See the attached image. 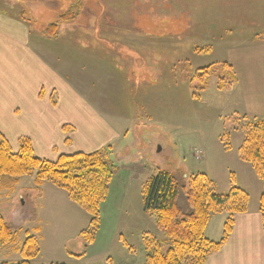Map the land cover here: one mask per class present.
Instances as JSON below:
<instances>
[{
	"label": "rangeland",
	"instance_id": "374dc122",
	"mask_svg": "<svg viewBox=\"0 0 264 264\" xmlns=\"http://www.w3.org/2000/svg\"><path fill=\"white\" fill-rule=\"evenodd\" d=\"M0 10L22 12L30 28L55 38L46 45L58 56L73 55L71 97L105 102L111 115L123 101L122 122L106 115L116 132L112 149L98 148L107 149L117 171L93 242L82 235L90 215L67 192L50 183L41 191L25 176L12 189L0 188V214L19 229L16 243L0 250V264L22 262L17 250L28 234L41 250L31 264H146V241L165 237L144 211L141 189L162 171L184 181L205 174L218 194L240 188L249 209H260L264 184L240 147L245 123L264 120V0H0ZM224 64L230 68L221 79ZM198 73L207 75L205 90ZM220 82L231 87L221 91ZM66 113L51 125L66 121ZM97 125L107 134L106 124ZM23 127L35 130L29 122ZM102 137L81 135L65 149L90 150Z\"/></svg>",
	"mask_w": 264,
	"mask_h": 264
},
{
	"label": "trees",
	"instance_id": "16d2710c",
	"mask_svg": "<svg viewBox=\"0 0 264 264\" xmlns=\"http://www.w3.org/2000/svg\"><path fill=\"white\" fill-rule=\"evenodd\" d=\"M54 28L57 25L51 24L47 30ZM211 68H204L203 72ZM226 68L230 67L224 64L220 68L222 72L217 74L219 78H223V69ZM205 76H199L198 73L202 81L201 90L206 89L203 83ZM230 87L220 82L219 90ZM245 124L242 128L244 139L240 156L253 167L264 184V120H249ZM104 151L61 155L55 161H48L37 157L30 139L23 138L19 150L15 152L0 133V188L12 189L20 178L31 176L38 189L50 183L64 190L70 201L91 217L90 228L82 233L86 244L90 245L100 228V208L109 195L117 171V166ZM141 196L144 211L155 217L157 227L165 237L162 242L146 241V264H206L208 258L227 243L232 234L235 215L245 213L249 203L248 194L237 187H232L227 194H218L213 182L205 174H194L184 181L167 171L151 177L143 185ZM260 212L264 228V192L260 198ZM223 213L229 214L223 237L220 241H212L205 235L206 228L213 216ZM18 233L19 229L6 222L0 214V250L14 245ZM17 252L22 256V262L18 264H31L41 252L38 238L28 234Z\"/></svg>",
	"mask_w": 264,
	"mask_h": 264
},
{
	"label": "crops",
	"instance_id": "0c3cea01",
	"mask_svg": "<svg viewBox=\"0 0 264 264\" xmlns=\"http://www.w3.org/2000/svg\"><path fill=\"white\" fill-rule=\"evenodd\" d=\"M29 26L22 12L0 10V133L15 152L19 150L23 138L30 139L37 157L48 161H55L61 155L107 150L98 149L102 146L112 149L111 135L116 132L105 122L111 120L106 115L122 122L123 113L119 109L123 101L119 105L115 103L118 112L111 115L105 113L109 108L105 102L104 105L97 101L90 104L83 96H76V99L71 97L66 84L72 74L73 55L63 51L65 57L61 55V58L54 48L52 50V46L46 45L55 38L43 36ZM44 38L49 41H44ZM114 75L117 79L118 75ZM69 90L75 93L72 87ZM64 112L73 113L72 117L76 118L66 113V121L52 126V117ZM25 122L32 123L35 130L24 132ZM98 123L106 124L103 130L107 134L100 133ZM78 129H83V132L77 135ZM81 135L87 139L103 137L100 144L98 142L97 147L90 150H80L83 149L80 147L65 149ZM12 136L18 140L16 146H12ZM59 148L63 150L58 153ZM45 185L40 187L41 191ZM228 218L227 213L213 216L206 228V237L220 241ZM206 264H264V228L260 209L253 212L248 206L245 213L235 215L230 238L219 252L208 258Z\"/></svg>",
	"mask_w": 264,
	"mask_h": 264
}]
</instances>
